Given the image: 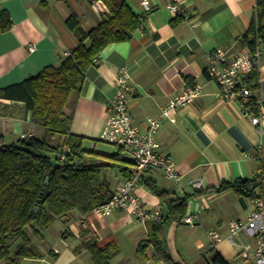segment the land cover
I'll return each mask as SVG.
<instances>
[{
    "label": "crops",
    "instance_id": "0c3cea01",
    "mask_svg": "<svg viewBox=\"0 0 264 264\" xmlns=\"http://www.w3.org/2000/svg\"><path fill=\"white\" fill-rule=\"evenodd\" d=\"M127 1L142 16V24L132 39L105 46L89 66L80 91L71 96L76 106L72 132L85 139L101 135L108 102L115 92L116 74L122 66L132 73L129 103L137 124L160 115L187 86L200 85L202 94L177 108L173 113L175 121L162 117L156 133L160 150L174 158L185 180L200 178L204 182L203 189L207 191L192 195L185 213L196 214L195 225H205L214 204L232 193L245 207L237 218H245L254 207V196L244 195L241 199L234 190L218 191L217 187L225 181L257 177L264 165V56L258 67L259 84L253 88L261 104L259 124L237 100H218L219 85L209 78L207 62L209 52L215 48L235 53L244 47L241 37L250 27L257 0H188L184 5L186 14L177 24L172 21L180 17L167 7L169 0H149L148 6L142 0ZM0 10L7 11L12 19L9 29L0 26V88L28 79L48 65H59L68 56L66 52L78 46V35L66 24L72 12L77 13L86 30L109 13L103 0H0ZM23 105V101L0 98V145L17 143L27 133L43 134V129L30 121V112L22 116ZM66 110L70 111V107ZM119 173L105 174L115 188L127 180ZM146 173L177 195L195 192L190 186H180L159 168H149ZM260 189L264 191L263 186L258 187L257 195ZM135 190L146 208L165 212L166 206L157 194L140 183ZM181 218L163 224L167 250L180 264H204L182 255L180 248L187 249L189 245L185 237L189 224ZM232 219L236 218L225 224L216 219L224 237ZM62 220V228L55 232V243L46 244L44 249L37 247L40 257L22 258L20 264H95L86 243L108 240H114L119 247L110 264H167L153 258L154 247L147 243L151 228L159 221H141L126 210L103 217L72 211L68 220ZM198 245L202 247L204 243L200 241ZM216 249L229 263L247 264L225 238Z\"/></svg>",
    "mask_w": 264,
    "mask_h": 264
},
{
    "label": "trees",
    "instance_id": "16d2710c",
    "mask_svg": "<svg viewBox=\"0 0 264 264\" xmlns=\"http://www.w3.org/2000/svg\"><path fill=\"white\" fill-rule=\"evenodd\" d=\"M103 1L109 13L90 30L83 28L77 13L72 12L67 18L66 24L78 35L79 44L59 65H48L28 79L0 88V98L23 101L22 116L30 112V121L43 129L41 136L32 135L17 143L0 145V261L5 259L8 264H20L22 258L40 257L41 253L32 238L42 239L43 229L56 219L68 220L72 211L86 214L106 202L113 191L103 171L118 168L126 177L136 174L138 183L161 198L166 206L165 216L151 228L147 243L154 247V259L167 264H180L167 250L163 224L172 218L183 217L189 198L199 196L207 189L177 195L162 188L146 173L147 170L117 161L91 158L90 152L83 146L85 137L71 130L76 107L71 96L80 91L89 66L105 46L132 39L142 24V16L132 9L127 0ZM177 17L180 18H175L172 24L182 21V16ZM263 18L264 0H257L250 27L241 37L243 45L255 48L257 37L264 30L259 25ZM11 25L9 13L0 10L1 28L7 30ZM87 40L89 43H86ZM248 81L252 88L258 86L257 68L251 71ZM255 98L250 103L259 114ZM67 107L70 111L66 110ZM4 113L14 114L9 111ZM58 134V140H55ZM48 152L59 153L56 161ZM112 157L122 160L123 153L119 150ZM263 183L264 165L257 177L225 181L217 190L232 189L243 199L244 195L255 196L256 189L262 188ZM86 246L95 264H110V258L119 250L114 240L89 241ZM211 263L229 264L217 250Z\"/></svg>",
    "mask_w": 264,
    "mask_h": 264
},
{
    "label": "built area",
    "instance_id": "2783aa9c",
    "mask_svg": "<svg viewBox=\"0 0 264 264\" xmlns=\"http://www.w3.org/2000/svg\"><path fill=\"white\" fill-rule=\"evenodd\" d=\"M187 2L188 0H169L167 7L176 16H185L184 5ZM142 4L148 6L149 0H142ZM259 25L264 29V18ZM257 38L258 43L254 49L244 45L241 50L230 53L226 48H215L209 52L207 62L209 78L219 85L218 100H237L243 110L252 115L255 124H259L262 114H257L250 103L255 95L248 76L251 71L258 69L260 60L264 56V30L260 31ZM30 49L33 50L34 45H31ZM66 54L70 55L71 53L66 52ZM131 78L132 73L127 66H122L116 74L115 92L108 102V115L102 129V139L116 145L123 154L131 157L138 169L159 168L180 186H190L193 191L203 189L202 179H184L174 158L160 150V142L156 138L162 117H168L175 121L173 113L177 108L186 106L198 98L202 94V87L200 85L187 86L183 92L170 100L160 115L148 117L143 123L137 124L129 103L132 91ZM255 100L260 106V101L257 98ZM32 135L33 133H27L23 135V138ZM137 183V175H130L125 183L117 187L106 202L93 208L90 213L97 217H103L116 210H126L141 221L148 219L161 221L165 212L145 207L142 198L136 193ZM252 199L253 209L245 218L230 220L228 233L225 237L215 228L209 229L207 236L211 248H217L225 238L234 246L236 254L243 261L264 264V191L260 189L258 195L256 193ZM181 219L187 224H197L194 213L185 214ZM56 251L58 250L56 249Z\"/></svg>",
    "mask_w": 264,
    "mask_h": 264
},
{
    "label": "rangeland",
    "instance_id": "374dc122",
    "mask_svg": "<svg viewBox=\"0 0 264 264\" xmlns=\"http://www.w3.org/2000/svg\"><path fill=\"white\" fill-rule=\"evenodd\" d=\"M59 137V134L56 136L55 140ZM54 140V143H56ZM58 140V139H57ZM84 148L89 151L90 157H95L99 160H105V161H117L119 163H124L126 166H133L134 163H129L127 161H122L118 159H114L112 155L114 153H117L119 151L118 147L114 144H111L109 142H106L102 139V135L98 137L88 138L84 139ZM95 143V145H93ZM48 154L51 155L54 161H56V157L59 156L58 152H48ZM88 154V155H89ZM120 171L117 168H110L103 171V174L105 177V174L112 173L113 175L120 174ZM107 181V179H106ZM109 182V181H108ZM111 190L114 192L117 188H115L114 183L111 181L109 182ZM249 202L250 199L248 198ZM244 206L242 205L239 196L234 195L233 193L228 195L227 197L221 199L217 203L214 204V207L211 209L210 216L211 218L206 221L205 225H188V231L185 234V237L189 240V245L187 246V249L180 248V251L182 252L183 256H190L192 259L196 261H201L204 264H211V259L214 253L216 252V248H211L209 245V239L207 236V232L211 228L219 229L220 227L218 224L219 222H216V219H220L223 224L226 223V221L230 218H236L240 217L244 211ZM205 217L207 218V213H204ZM63 220L56 219L48 228H45L42 230V234H44L43 242H40L35 239L36 237L32 238L34 246L37 248L44 249V246L46 244H53L56 241V231L59 230L57 228H62ZM29 233L30 230H28ZM46 237V238H45ZM45 239V240H44ZM203 242L204 245L200 247L198 243ZM15 244H13L11 250H14ZM37 248V249H38ZM170 251V250H169ZM186 251V252H185ZM171 253V252H170ZM7 261L5 259H2L0 261V264H5ZM247 264H254L251 261L245 262Z\"/></svg>",
    "mask_w": 264,
    "mask_h": 264
},
{
    "label": "water",
    "instance_id": "95a60500",
    "mask_svg": "<svg viewBox=\"0 0 264 264\" xmlns=\"http://www.w3.org/2000/svg\"><path fill=\"white\" fill-rule=\"evenodd\" d=\"M28 143H29V142H28ZM122 159H123V160H128V161H130V162H133V159H132L131 157H129V156H123Z\"/></svg>",
    "mask_w": 264,
    "mask_h": 264
}]
</instances>
